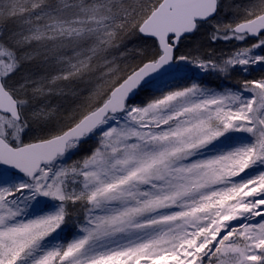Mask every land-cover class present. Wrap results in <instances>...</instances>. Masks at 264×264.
<instances>
[{
    "label": "snow or ice",
    "instance_id": "obj_1",
    "mask_svg": "<svg viewBox=\"0 0 264 264\" xmlns=\"http://www.w3.org/2000/svg\"><path fill=\"white\" fill-rule=\"evenodd\" d=\"M0 264H264V0H0Z\"/></svg>",
    "mask_w": 264,
    "mask_h": 264
},
{
    "label": "rangeland",
    "instance_id": "obj_2",
    "mask_svg": "<svg viewBox=\"0 0 264 264\" xmlns=\"http://www.w3.org/2000/svg\"><path fill=\"white\" fill-rule=\"evenodd\" d=\"M225 2L226 3H231L232 2V0H225ZM241 2H247V0H241ZM13 27H15V25L12 23V22H9V28H13ZM201 37V36H200ZM201 39H202V41H201ZM207 38H206V36H204V35H202V38H199V39H197V40H189V41H185V47H184V51H187V50H189V47L190 46H193V45H195V44H197V43H199V44H201V45H206L208 42H207V40H206ZM206 40V41H205ZM131 46V45H130ZM228 46H230V45H228ZM219 47H226L225 45H223V44H221V45H219ZM130 56V55H129ZM131 57V56H130Z\"/></svg>",
    "mask_w": 264,
    "mask_h": 264
},
{
    "label": "trees",
    "instance_id": "obj_3",
    "mask_svg": "<svg viewBox=\"0 0 264 264\" xmlns=\"http://www.w3.org/2000/svg\"><path fill=\"white\" fill-rule=\"evenodd\" d=\"M202 35H203V34H199V35L193 37L191 40H197V39H199V38H202ZM200 36H201V37H200ZM206 40H207V39H206ZM206 40H205V41H206ZM201 41H202V39H201ZM207 42H208V41H207ZM130 48H132V45L130 46ZM129 55H130V56H134V55H136V53H135V51H130V52H129Z\"/></svg>",
    "mask_w": 264,
    "mask_h": 264
}]
</instances>
